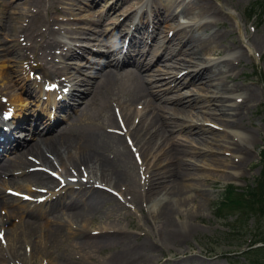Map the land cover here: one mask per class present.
Wrapping results in <instances>:
<instances>
[{"label":"bare ground","instance_id":"bare-ground-1","mask_svg":"<svg viewBox=\"0 0 264 264\" xmlns=\"http://www.w3.org/2000/svg\"><path fill=\"white\" fill-rule=\"evenodd\" d=\"M96 1L91 0L87 8H91ZM142 1L113 0L112 5L106 12L100 13L97 19L93 18L96 12L88 10L84 18L78 20L85 24V27H80L76 19L68 17L73 16L72 4L64 8L62 5L66 4L63 0H49V9L57 17L43 20L46 28L44 31H37L32 39H28L25 34L33 28V22L38 20L36 10L20 36L8 40V43L5 39L0 41V51L4 52V62L7 63L0 66V70L4 69V97L8 94V89L15 86L16 91L19 89L23 92L28 91L31 86L41 88L36 81L30 82V73L36 71L43 74V80L46 81L50 77L48 71H52L60 75L58 78L62 83H72L68 96L75 103L73 108H67L66 102L56 104L54 96L57 92H51L48 87L49 92L45 97L49 98V106L44 114L39 113L37 117L58 115L65 123L63 128L55 135L44 137L48 125L41 123L43 130L33 126L29 138L32 142L24 150L11 156L7 153L14 151L13 145L20 146V142L14 137V131L24 126L20 125L15 112L13 117L16 120L8 122L9 132L0 134V182L1 175H8L10 179L5 181L6 184L25 181L34 185L42 184L44 187L53 186L52 192L59 190L57 195L49 192L46 197L36 196L41 197V202L23 211L4 202L3 192H0V211L6 210L7 214L5 217L2 214L3 224L0 228L3 229L2 237L9 236L14 243L8 251L13 258L19 256L16 248L19 236L26 231L30 235L36 234L38 221L45 218L39 208L48 201V213L54 214L62 209L67 211L66 216H62L68 220L84 221L86 218L83 219V216L93 217L106 203L114 202L112 193L118 194L120 191L132 194L133 199L142 196L149 203L148 211L151 213L153 226L156 225L155 228L158 229L159 241L175 244L182 239V231L192 228L194 221L195 212L191 211L193 205L183 207L182 197L197 202L196 195L209 194L205 183L213 180L214 176L209 171L221 173L223 178H234L239 177L237 172L247 164L250 157L249 146L252 147L256 141L246 127L245 119L250 114V104L257 103L259 96L255 89L228 85L227 81H231L233 71L247 53L264 45V33L258 37L249 36L247 42H244L241 39L242 25L236 22L242 44L235 45L230 50L228 45L222 43L223 34L215 30L216 27L223 26L221 19L224 14L227 15L226 11L208 0H150L149 9H145L135 24V32L129 37V49L126 48V30L129 22L136 20V6ZM223 1L230 3L232 0ZM35 4L36 0H14L9 6L19 9L23 5H29L30 8ZM120 7L123 18H112ZM60 16H66V19ZM110 17L113 21L105 24ZM208 18L211 22H206ZM12 19L15 17H4V31ZM102 24L104 27L100 28ZM115 31H118V38L114 37ZM62 37L66 39L65 42ZM84 41L88 43L83 44ZM218 44L227 52L230 51L223 55L224 59L220 58L224 50ZM174 45L179 46V54L175 53ZM147 46V50H143ZM241 49H245V52ZM233 52L234 57H230ZM9 56L15 61L20 59L23 63H28L18 71L20 76L14 80L15 84L9 80L14 71L9 65ZM151 60L163 62L165 68L174 71L160 73L162 70L153 69ZM80 75L84 78H80ZM194 83L213 86L214 90L201 88L205 91L204 95H200L198 90L185 93L184 97L175 91L177 87ZM159 85V89H165L156 90ZM83 86V91L79 92ZM10 100L12 107L20 109L30 103L28 98L23 100L11 97ZM80 103L83 104L81 107ZM205 106L212 107L208 114L203 112ZM252 107L253 105L251 109ZM71 109L76 115L70 113ZM204 116L220 122L225 136L205 135L210 133L212 122ZM83 118H87L86 123ZM71 126H76L79 134L65 140L63 132ZM175 132L184 133V143L175 141ZM127 140L131 141L130 145ZM64 142L68 144V150L65 156H61L57 145L60 143L61 147ZM42 147L51 155L56 153L60 161L70 164L65 175L82 178L86 174L88 180L95 179L93 184L91 181L88 184L79 182L71 190L70 185H54L53 178L44 171H29L36 162L41 165L35 166L46 167L51 164ZM190 147L197 148L198 152H191ZM134 152L146 162L142 173L143 186H140L144 193L141 195L136 193L140 185L136 176L141 175L136 171ZM204 154L207 157L200 160L204 164L201 167L195 163V156ZM218 154H226L231 159ZM29 155L32 158H28ZM189 156L192 158L189 159ZM150 159L157 163L151 165ZM18 170L23 171L22 174ZM228 170H232L233 174ZM191 180V184H185V181ZM95 183L104 188L97 187ZM184 193L188 195L185 196ZM22 215L28 218L25 223L21 219ZM182 217L184 221L176 223ZM63 228L65 225H57L55 230H49L47 236L52 238L53 232L54 235L58 232L60 236H65ZM7 240L10 244L9 238ZM81 243L83 246L95 244L94 248L100 245L118 246L120 252L109 264H135L139 257L142 259V253L148 251L144 242L135 245L124 234L86 236ZM1 244L0 250H4ZM4 259L6 255L0 252L2 264Z\"/></svg>","mask_w":264,"mask_h":264},{"label":"rangeland","instance_id":"rangeland-1","mask_svg":"<svg viewBox=\"0 0 264 264\" xmlns=\"http://www.w3.org/2000/svg\"><path fill=\"white\" fill-rule=\"evenodd\" d=\"M12 1L14 0H0V41L5 39L8 43V40L20 36L26 27L27 21L36 10H38V20L34 21L32 24L33 28L25 33L28 39H32L37 31H44L46 29L43 20L57 17V14L49 9V0H36V4L33 5V7L29 8V5H23L19 9H15V7L11 8L9 6V3ZM208 1L227 13V15L224 14L221 19L223 21V26L216 27L215 30L220 31L223 34L224 39L222 43L223 45H228L230 50L235 45L240 46L242 44L240 42L239 27L236 22L239 23V25H242L243 35L241 39L244 42H247V37L249 36L258 37L260 34L264 33V13L262 18L258 21L255 20L254 17L250 21L247 17V7L257 0H232L230 3H226L223 0ZM261 1L264 4V0ZM63 2L66 4L62 5L64 8L69 7L70 4L73 5V16L68 15V17L78 21L79 19L84 18L88 10L95 11L96 15L93 18L97 19V16L100 13L106 12V9L112 5L113 0H97L96 3L89 9L87 6L88 4H91V0H63ZM148 3H150V0H143L137 6L136 20L133 24L129 22V27L126 30L127 39L130 37L131 33H133L134 26L139 17H141L145 9H149V7L146 8ZM121 13L122 7L116 9L112 15V18L116 16L118 19H122L123 16ZM5 16H13L15 19H12L9 27L4 31ZM60 17L66 19V16ZM112 18L110 17L105 24L111 23L113 21ZM206 22H211V19H206ZM77 25L80 27H85V24L80 21H78ZM99 27L103 28L104 24L100 25ZM107 27L110 28V26ZM160 30H158V33H160ZM114 37L118 38V31H115ZM58 39L61 38L58 36ZM62 40L63 42L66 41V39L63 37ZM19 41H22V39H19ZM86 43L88 42H83V44ZM175 43H177V41H175ZM218 45L221 46L222 50H224L222 45ZM173 47H175V53L179 54V46L174 45ZM126 48L129 47L126 46ZM147 48L148 46L143 50H147ZM241 50L245 52V49ZM229 52L230 51L227 52L224 50L220 58L224 59L225 57H223V55ZM123 55L124 54L120 56V60ZM234 55L235 52H233L230 57H234ZM8 59L10 60L9 65L11 66L12 70H14L11 72L9 80H12L11 83L15 84L14 80H17V78L20 76L18 71H20L23 66H27L28 63H23L20 59H17V62L10 58V56ZM150 62L154 67L153 69L157 68V70H162L160 73L174 71L172 69L165 68L162 64L163 62H158L157 60H151ZM4 63L7 64L4 62V52L0 51V66H3ZM33 73L37 74L36 71H33ZM31 74L32 72L30 73V76L31 82H33L35 80L33 79L34 75L32 78ZM80 78H84V76L80 75ZM230 79L231 81L227 79L228 85L234 84L243 88L250 87L251 89H255L258 92L259 99L257 103L250 104L251 111H248L250 114H248L249 116L247 119H245L246 127H248V130L253 135L256 142L252 147L249 146L250 160L248 159L247 164L243 168H240V170L237 172L239 177L233 178L230 176L223 178L221 173L211 170L210 173L214 175L213 180H209L205 183V188L208 189L209 194L202 193L201 195H196L195 197H197V202H192L190 199L182 197L181 205H183V207H185L187 204L193 205V208L189 206L188 209L191 208L192 213H195L193 214L194 221L192 228L182 231V239H180L179 242L169 245L166 244V242L159 241L158 229L155 228L156 225L155 227L153 226L151 221V213L148 211L149 203H146L145 199H142V196L141 198L133 199L132 194L127 193V191H120L118 194L121 196V200L118 199V197L112 195L114 202H109L108 204L106 203L93 217L88 215L83 216V219L86 218L84 221H81V219H78V221L68 220L66 217L62 216V214L66 216L67 211L62 209L55 212L54 214L48 213L50 206V201H48L45 206H41L39 208L41 210L40 213H42L45 218L38 221L36 234L30 235L26 231L17 239L18 243L16 244V248H18V257L13 258V255H9L8 251L11 250L14 243L9 236H4L5 238H3L2 244L0 243L4 246V250H0V252L6 255L4 264H109L114 256L120 252V248L118 246L112 244L111 246L100 245L94 248L95 244L83 246L81 242L86 236L101 237L123 234L129 237L133 244L138 245L139 243L144 242L148 247V251L146 253H142V259L140 260L139 257V260L134 262L135 264H251V261L249 262L244 259V257L241 255V252L247 248L250 241L260 239L262 236H264V223L257 224L255 219H251L247 221V223L245 222L242 224L239 220L238 213L235 211H229L231 214L230 216H221V214L218 212L215 213L216 211L214 210V205L222 196L224 188L228 187L229 185H233L237 189H243L244 191H246L248 187H254L264 168L262 160V153L264 151V45L262 47L259 46L257 49H252V52L247 53V55H245L238 64L237 69L233 71V76H231ZM3 84L4 69H1L0 97L4 96V88H2ZM214 84L216 85V82H214ZM159 88L160 85L156 90L165 89ZM201 88H207V91L214 90L213 86L209 87L208 85L203 86L198 83H194L186 87H177L175 88V91L182 97H184L185 93H194L198 90L200 91V95H204L205 91L201 90ZM83 89L84 86L78 91L82 92ZM32 92L33 96L28 97L29 95H27V93L19 92V89L16 91L15 86L11 89H8V94H6L7 98L19 97V99L22 98L23 100L26 98L30 99V101H28L30 103L24 107V110L21 109L22 112L20 115L23 117L21 118L19 116L20 125H24L23 129L14 131V137L18 142H20V146H17V144L13 145L15 146V149L12 153L8 152V156L13 155L17 151L24 150L27 147V144L32 142L29 138L31 136L30 132L32 131L30 129L33 128V126L40 127V130H43L44 126H41V123L45 122V124L48 125V128L43 135L44 137L55 135L61 127L63 128L65 126L64 121L58 115H42L37 118L36 112L44 114L45 111L43 108H46V106H40L36 101L37 98L34 97L36 92H34V90H32ZM74 104L75 103L71 101L70 98L67 99V108H73ZM82 105L83 104L80 103L79 106L81 107ZM252 105L253 107L251 109ZM211 108L212 107L209 108L205 106V111L203 112L208 114L211 111ZM2 111H4V108L0 101V115ZM70 113L73 116L76 115V112L73 109L70 110ZM165 115L166 113L164 116ZM41 117L43 119H41ZM204 117L212 122V128L210 125H207V127L211 128L210 133L208 132L205 135L225 136L220 122L212 119L210 116ZM83 121L86 123L87 118H83ZM227 131L230 132L229 130ZM78 134L77 127L71 126L64 130L63 137L66 140L71 139V137H75ZM174 135L176 136L175 141H178V143H184V133L175 132ZM23 142H26V144L23 145ZM214 144L215 142L213 145ZM67 145L68 144L64 142L61 143L60 147V143H58L57 151H59L61 156L66 155V151L68 150ZM207 146L210 147V144ZM190 149L192 150L191 152H198V149L195 147H190ZM43 151L44 154L49 157L51 164L46 165V167L35 166L38 164L41 165L40 162H37L34 163V167H31L30 169L44 167L47 171L53 170V172H50L52 176L50 174L49 175L55 181L54 185L60 184L58 180L60 177H63L64 183L67 184V177H70L71 175L68 174L66 177L63 175L70 164L68 162L66 163L60 161L57 158L56 153L51 155L44 148ZM192 154L193 153H191V155ZM218 156H225L224 158L231 159L226 154H218ZM158 157L159 156L157 155V158ZM203 157L206 158L207 155L204 154L195 156L196 163L201 167L204 166V164L200 162V160H203ZM28 158H32V155H29ZM188 158L190 159L192 157L189 156ZM154 163H157L156 160L150 159V164L152 165ZM145 165L146 162L143 161L142 165L136 166V171L139 175L140 171L142 173V170L146 168ZM17 172L22 174L23 171L18 170ZM24 172H27V170H24ZM228 172L233 174L232 170H228ZM7 179H10L8 175L6 177L5 175H1L0 192L4 191V202H9V204L17 207L21 211L30 206V204L21 202V200L12 198L9 195L6 196V187L13 190L17 189L27 195L30 194L34 199L36 196L47 194V191L44 189L49 188L51 191L52 188H54L53 186L44 187L42 184L34 185L33 183H28L25 181H15V183L7 185L5 183ZM136 179L140 183L139 189H137L136 193L141 195L144 193V189L140 187L143 186V184L141 183L140 176H136ZM90 181L93 184L95 179H90ZM192 182L193 180L185 181V184L189 185ZM194 183L202 184L200 182ZM76 187L77 183L70 185L69 188L74 190ZM51 193H55L57 195L59 191L57 192L55 190L54 192L51 191ZM67 193L70 194V191H67ZM184 194L185 196L188 195L187 193ZM193 195H195V193L191 194V196ZM5 211L6 210H4V212ZM19 218H21V216ZM21 219L24 221V223L28 221V218H25L24 215H22ZM0 220H2V211H0ZM183 221L184 217H182L181 220L176 223L180 224ZM57 225H65V228H63L65 236H60L58 232H56L55 235V232H53L52 238L47 236L49 230H55ZM7 238H9L10 244ZM0 264H2V262H0Z\"/></svg>","mask_w":264,"mask_h":264},{"label":"trees","instance_id":"trees-1","mask_svg":"<svg viewBox=\"0 0 264 264\" xmlns=\"http://www.w3.org/2000/svg\"><path fill=\"white\" fill-rule=\"evenodd\" d=\"M262 10L263 4L259 1L251 4L249 7V13H260ZM258 16H260V14ZM247 195L250 197L252 202H255L256 207H254V204L247 203L250 200H247L245 194L236 195L231 192L224 201L236 206V210H241L239 213L242 217H247L246 220L248 219L249 213L253 212L254 216H257L258 219L260 218V221L257 224H261L264 222V181L261 185L258 184L257 192H250L249 194L247 193ZM231 210L233 209H230L229 211ZM245 256L247 259H250V261L252 260L253 264H264V248L250 249L245 253Z\"/></svg>","mask_w":264,"mask_h":264}]
</instances>
